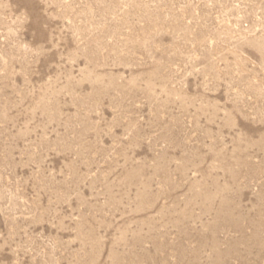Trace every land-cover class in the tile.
Segmentation results:
<instances>
[{
  "label": "rangeland",
  "instance_id": "374dc122",
  "mask_svg": "<svg viewBox=\"0 0 264 264\" xmlns=\"http://www.w3.org/2000/svg\"><path fill=\"white\" fill-rule=\"evenodd\" d=\"M0 264H264V0H0Z\"/></svg>",
  "mask_w": 264,
  "mask_h": 264
}]
</instances>
